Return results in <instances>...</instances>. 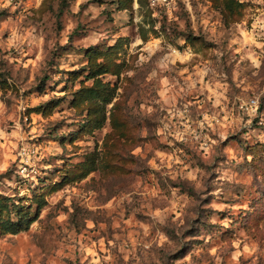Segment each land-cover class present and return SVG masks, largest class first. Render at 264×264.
Returning a JSON list of instances; mask_svg holds the SVG:
<instances>
[{
  "label": "rangeland",
  "instance_id": "1",
  "mask_svg": "<svg viewBox=\"0 0 264 264\" xmlns=\"http://www.w3.org/2000/svg\"><path fill=\"white\" fill-rule=\"evenodd\" d=\"M0 264H264V0H0Z\"/></svg>",
  "mask_w": 264,
  "mask_h": 264
},
{
  "label": "trees",
  "instance_id": "2",
  "mask_svg": "<svg viewBox=\"0 0 264 264\" xmlns=\"http://www.w3.org/2000/svg\"><path fill=\"white\" fill-rule=\"evenodd\" d=\"M26 222L28 224L30 221L27 220ZM1 225H2V228L6 231L19 232L24 229L23 220H19L18 222H12L10 220L2 221ZM2 228L1 230L4 231Z\"/></svg>",
  "mask_w": 264,
  "mask_h": 264
},
{
  "label": "built area",
  "instance_id": "3",
  "mask_svg": "<svg viewBox=\"0 0 264 264\" xmlns=\"http://www.w3.org/2000/svg\"><path fill=\"white\" fill-rule=\"evenodd\" d=\"M255 102H256L255 100H251L250 105H251V106L255 105Z\"/></svg>",
  "mask_w": 264,
  "mask_h": 264
}]
</instances>
